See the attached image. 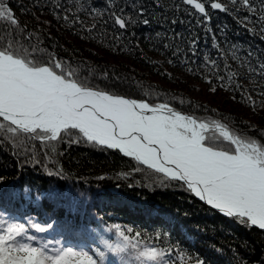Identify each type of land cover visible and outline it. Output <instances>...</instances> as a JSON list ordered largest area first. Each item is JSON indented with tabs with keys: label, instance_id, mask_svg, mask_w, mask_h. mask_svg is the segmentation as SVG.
Returning <instances> with one entry per match:
<instances>
[{
	"label": "trees",
	"instance_id": "1",
	"mask_svg": "<svg viewBox=\"0 0 264 264\" xmlns=\"http://www.w3.org/2000/svg\"><path fill=\"white\" fill-rule=\"evenodd\" d=\"M7 1L24 28L19 43L38 44L90 86L153 105L168 102L205 121L226 120L264 142L261 0H253L254 13L232 0H216L227 10H214L208 0L206 17L184 0ZM113 13L128 21L125 29ZM7 30L0 22V34ZM0 136V212L22 223H53L44 233L30 229L41 242L104 250L100 237L117 242L112 226L119 225L172 249L178 264H264V230L224 216L118 150L69 136L51 144L21 137L17 147L12 134ZM77 138L74 130L71 141ZM71 218L95 229V241L57 227Z\"/></svg>",
	"mask_w": 264,
	"mask_h": 264
},
{
	"label": "snow or ice",
	"instance_id": "2",
	"mask_svg": "<svg viewBox=\"0 0 264 264\" xmlns=\"http://www.w3.org/2000/svg\"><path fill=\"white\" fill-rule=\"evenodd\" d=\"M207 2L185 0L205 17ZM232 2L257 11L253 0ZM210 7L227 10L220 2H211ZM260 11L264 20V7ZM112 18L120 29L127 27L128 21L121 15L113 13ZM0 22L9 25L0 34V132L12 134L17 147L21 137L51 144L69 136L70 142L118 150L162 175L163 180L180 183L224 216L264 230V142L235 130L226 120L205 121L182 114L168 102L153 105L90 86L87 78L38 44L27 48L20 44L17 37L24 28L3 0ZM260 70L264 75V64ZM246 99L255 105L251 96ZM74 130L78 138L71 141ZM4 138L0 136V140ZM25 199H30L28 190ZM53 227V223L42 227L31 220L22 223L0 212V264H117V260L119 264H178L171 260L172 249L161 248L150 243L153 238L142 239V233L119 225L112 226L117 242L100 237L104 250L91 243H87L88 250H78L59 240L41 242L30 234V229L44 233ZM57 227L86 242L96 239L92 235L95 229L75 218ZM108 253L116 260L109 259Z\"/></svg>",
	"mask_w": 264,
	"mask_h": 264
},
{
	"label": "water",
	"instance_id": "3",
	"mask_svg": "<svg viewBox=\"0 0 264 264\" xmlns=\"http://www.w3.org/2000/svg\"><path fill=\"white\" fill-rule=\"evenodd\" d=\"M184 2H185V0H184ZM211 2H217L216 0H213V1H211ZM210 2V3H211ZM6 4L10 7V5H9V3H8V1L6 0ZM190 6V5H189ZM192 7V6H191ZM11 8V7H10ZM12 9V8H11ZM214 10H220V9H214ZM13 11V10H12ZM14 12V11H13ZM198 12V11H197ZM15 14V13H14ZM16 17V16H15ZM16 19L17 20H19V18L18 17H16ZM20 21V20H19ZM20 24H21V21H20ZM99 90H101V89H99ZM105 91V90H104ZM111 93V92H110ZM119 95H121V94H119ZM123 96H125L126 98H130V99H134V98H132V97H128V96H126V95H123ZM197 198V197H196ZM199 199V198H198ZM203 202V201H202ZM205 203V202H204ZM206 204V203H205ZM207 205V204H206ZM208 207H210V208H212L211 206H209V205H207ZM213 209V208H212ZM215 210V209H214ZM216 211H218V210H216ZM219 212V211H218Z\"/></svg>",
	"mask_w": 264,
	"mask_h": 264
},
{
	"label": "rangeland",
	"instance_id": "4",
	"mask_svg": "<svg viewBox=\"0 0 264 264\" xmlns=\"http://www.w3.org/2000/svg\"><path fill=\"white\" fill-rule=\"evenodd\" d=\"M3 2L6 4V0H3ZM129 97V96H128Z\"/></svg>",
	"mask_w": 264,
	"mask_h": 264
}]
</instances>
